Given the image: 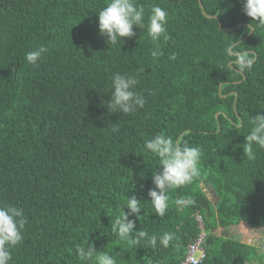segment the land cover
Segmentation results:
<instances>
[{
  "label": "trees",
  "instance_id": "1",
  "mask_svg": "<svg viewBox=\"0 0 264 264\" xmlns=\"http://www.w3.org/2000/svg\"><path fill=\"white\" fill-rule=\"evenodd\" d=\"M135 2L145 27L113 46L97 27L107 0H0V206L26 218L9 264H84L76 246L88 244L116 264H181L197 213L208 232L198 264H264V248L223 231L264 227V149L254 145V160L243 153L252 118L264 115V25L249 28L244 0ZM154 5L168 13L158 44L147 34ZM41 46L37 66L28 64ZM239 55L250 69H239ZM117 73L135 76L146 100L130 115L107 112ZM161 133L201 150L199 175L166 193L163 217L147 195L161 166L144 147ZM132 195L142 208L129 217L132 237L148 234L134 246L112 231Z\"/></svg>",
  "mask_w": 264,
  "mask_h": 264
},
{
  "label": "clouds",
  "instance_id": "2",
  "mask_svg": "<svg viewBox=\"0 0 264 264\" xmlns=\"http://www.w3.org/2000/svg\"><path fill=\"white\" fill-rule=\"evenodd\" d=\"M244 14L251 18L249 28H253L252 22L264 25V0H244ZM98 32L102 37H106V43L109 45H121L123 38H132L135 36L133 27H145V8L137 5L135 0H107V4L97 14ZM167 17L168 13L159 6H152L147 17V34L154 44L163 37L167 36ZM47 49L43 46L26 53L25 59L28 64L37 66ZM163 53L157 46L151 51V56L157 58ZM175 59V56H170ZM241 71L250 69L253 60L246 55H239L237 61ZM139 80L135 76L114 74L112 77V94L108 99L107 112L109 114L120 113L130 115L138 108H143L146 100L144 96L136 91L135 88ZM253 127L250 133L245 137L246 145L243 148L244 155L251 160L256 158L253 147L258 146L264 149V115L257 113L251 120ZM113 133H119V127L111 128ZM145 149L153 156L159 159L161 166L159 171L152 174V183L154 188L149 189L147 195L150 203L155 209L157 216L163 217L168 208V197L166 193L170 189L189 184L199 175V163L201 159V150L198 147L181 145L179 141H174L172 137L163 133L147 140ZM127 212L122 211L123 215L116 219L112 225V231L115 232L121 241H125L130 246L139 243V238L146 237L148 234L141 231L138 238H133L132 233L135 222L129 219L130 216L141 212V200L136 195L127 197ZM179 205H184L185 201H177ZM191 203V201H187ZM26 224V218L22 209L16 206H0V264H9L11 260V249L20 244L23 240V229ZM172 239L171 234H165L160 243L167 246ZM147 243L155 246L157 239L150 237ZM76 254L78 259L84 264L96 257V264H116L115 258L107 252L97 254L91 244L77 245Z\"/></svg>",
  "mask_w": 264,
  "mask_h": 264
},
{
  "label": "rangeland",
  "instance_id": "3",
  "mask_svg": "<svg viewBox=\"0 0 264 264\" xmlns=\"http://www.w3.org/2000/svg\"><path fill=\"white\" fill-rule=\"evenodd\" d=\"M225 234L232 238H237L243 242L255 245L259 250V254L263 253L264 248V227H250L248 225L239 224L237 226H229L223 230ZM222 233V230L218 231ZM260 260L262 259L259 256ZM264 261V260H262ZM251 261H248V264ZM252 264H260L259 261H254Z\"/></svg>",
  "mask_w": 264,
  "mask_h": 264
},
{
  "label": "built area",
  "instance_id": "4",
  "mask_svg": "<svg viewBox=\"0 0 264 264\" xmlns=\"http://www.w3.org/2000/svg\"><path fill=\"white\" fill-rule=\"evenodd\" d=\"M196 221L199 228L197 236L189 243L187 253L181 264H198L206 257L204 245L206 243L208 232L204 225V219L201 214H196Z\"/></svg>",
  "mask_w": 264,
  "mask_h": 264
},
{
  "label": "water",
  "instance_id": "5",
  "mask_svg": "<svg viewBox=\"0 0 264 264\" xmlns=\"http://www.w3.org/2000/svg\"><path fill=\"white\" fill-rule=\"evenodd\" d=\"M199 1V4H200V6H202V3H201V0H198ZM212 17H214V18H216L217 16H212ZM228 29H231V28H228ZM253 30V29H252ZM252 32V31H251Z\"/></svg>",
  "mask_w": 264,
  "mask_h": 264
}]
</instances>
